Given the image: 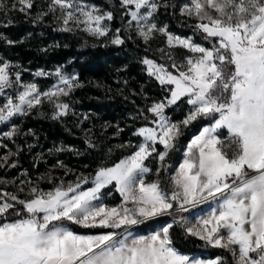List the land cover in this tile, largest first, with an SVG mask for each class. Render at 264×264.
Wrapping results in <instances>:
<instances>
[{
  "label": "snow or ice",
  "instance_id": "obj_1",
  "mask_svg": "<svg viewBox=\"0 0 264 264\" xmlns=\"http://www.w3.org/2000/svg\"><path fill=\"white\" fill-rule=\"evenodd\" d=\"M34 4L15 0L12 7L29 15ZM117 4L124 22L110 37L112 45L125 44L122 30L134 31L145 45L164 38L167 50L160 51L172 61L170 68L148 57L140 63L166 95L152 102L150 117L141 113L146 123L132 133L137 143L128 142L134 150L111 166L98 167L91 179L81 174L66 185L52 177L47 190L40 186L43 177L34 184L29 180V195L23 198L0 192V264H264V0H187L179 6L180 16L196 21L191 27L209 46L158 24L166 3ZM47 7L36 19L52 13L60 22L58 31H81L96 39L112 32L114 13L95 4L50 0ZM177 49L191 55L177 62ZM22 71L0 57V125L45 101L54 107L52 119L69 114L70 105L61 97L83 87L77 75L60 68L51 74L37 71L38 77H56L42 91L34 82H23ZM181 108H186L183 119L174 121L167 114ZM202 121L207 123L172 169L168 160L179 150L184 130ZM16 135L13 124L0 138ZM57 164L63 167L62 161ZM170 170L165 184L162 178ZM149 174L156 179H148ZM116 195L119 201L109 203ZM164 218L171 219L161 231L136 234ZM176 228L184 239L201 241L198 247L227 255L201 259L185 254L175 245Z\"/></svg>",
  "mask_w": 264,
  "mask_h": 264
},
{
  "label": "rangeland",
  "instance_id": "obj_2",
  "mask_svg": "<svg viewBox=\"0 0 264 264\" xmlns=\"http://www.w3.org/2000/svg\"><path fill=\"white\" fill-rule=\"evenodd\" d=\"M84 2L88 4H95L97 7L101 8L104 11H112L113 13L115 9H118L119 11H121V13L123 11V9L118 6L117 0H84ZM158 2L161 4L166 3L168 5L167 9L161 8L160 12L158 13V24L167 25L169 31L174 35L182 37H192L195 42L205 44V46H209L201 39L199 34L194 32V29L191 27L193 23H196L195 20L187 19V26H180L181 24L176 25L174 23V16H180L179 6H182V4L187 2V0H158ZM14 3L15 0H0V35L6 38L0 39V57L8 60L14 65L18 64L21 69L25 70L21 73L22 81L34 82L42 91H46L51 88L56 83V77L54 75L38 77L34 75V73H36L37 71L42 70L46 73L51 74L54 73L57 68H60L63 73L67 75L75 74L79 77L80 80V72L78 68L74 66L76 63L75 58H68L62 64H57L55 62L50 64L44 62L33 64L28 62H19L17 58L9 54V49L11 47H14L15 43H7V40L13 41V37L6 35L4 31H6V29L8 28L14 29L15 27H18V23L14 20L12 21L11 17L9 16V11H17L12 7ZM49 3L50 0H45L44 5L42 6L34 4V8L31 10L29 15L20 13L22 17H24V19L22 20L23 23H26L23 31L24 36L21 38V41H26L27 39L30 40L34 38L40 39V41L38 42L40 44V46L38 47V51L44 55L57 51L60 46H62V43L48 37L43 30H38V32L36 33L35 29H33L27 21L29 20L35 25L38 23H49L50 26L59 24L60 27V22L54 18L52 13H48L47 16H44L42 21L36 19L38 13L48 12L47 5ZM170 19H174V21H172L171 23ZM18 20H21V18H19ZM113 22L115 23V20L111 22L112 32L109 33V37H103L100 39H96L91 36L89 37L95 40H101L103 41L102 45H106L113 49L111 50V52L108 51L109 53H111V55L103 59L102 63H117L119 65V69H122L121 71L123 72L127 71V63H136V65H138L140 70L142 71V74L146 77V83H137V80L133 79L134 84H132L131 86L133 89V92H131L132 96L127 97L129 99L131 98L130 101L128 100L129 103H127V105H130L132 109L129 108L128 111L126 110L124 114L125 118L123 121H120L117 118H106L105 115H99L94 110L81 109L77 102L78 96L72 97L71 94L69 97H61L62 100L70 105V112L67 116L61 117L57 120L52 119L54 107L46 101L41 107L33 109L28 114L32 115V119H34L33 121H35V123L41 120L48 121L49 123L61 121L62 125L67 127L66 131L70 132L72 137L74 136L73 138L78 141L73 145H69L67 142L61 141V139H58V141H56L55 143L52 142L46 146L43 145L38 135L34 134V132L31 130V126L29 124H26L28 115L22 117H14L13 120L8 123V125H0V137H2L3 132L9 131L13 124L18 128V135L13 137L12 140H8L7 138H0V165H3L2 167H0V192L14 193L23 198L29 195V186L27 185V181L29 180L34 184L39 178L43 177L44 181L40 186L47 190L51 186L50 181L52 177H57L59 179L65 180L66 185L67 182L76 180L77 177L81 174L91 179V176L92 174H94L95 170L98 167L106 164L105 160H99L92 167H90L88 164L80 163V160L86 159L88 154L91 152H100V147H102L100 144H102L103 142H105L108 151L111 150L109 151V153L112 154L115 151H121L122 158L130 154L134 150V148L129 147L128 142L131 141L133 145L137 143L138 138L133 136L132 133L136 128L143 126L146 123L141 113H143V115H146L144 113L145 107L149 108L153 101L162 100L166 93L161 90V86L157 81L154 80V78H151L146 74L144 65L140 63V61L144 57L150 58L146 55V52L132 53L130 52V49L128 47H125L126 43L122 46H115L110 43V37L116 30V28H114L115 26ZM123 22L122 20H119L118 22L121 29ZM65 33L67 34L63 36L65 38L67 37V39H64V48L71 47L70 45L77 41L76 35L80 36L82 34H85L81 31ZM124 34H126L127 36H135L136 40H140L142 43H144L136 36L134 31L131 33H127L122 30L121 35L123 38ZM145 46L147 47V51L157 54L160 58V61H157L153 58L150 59L155 60L158 64H163L166 67L170 68L172 61L167 59L160 51V49H166V44L163 37L157 36L156 39L151 41L149 45ZM180 50L185 52H180ZM185 55L191 54L187 53V51L183 49H177L173 51V56L177 62L181 61ZM79 63L85 65L86 59L80 60ZM94 82L98 86H107L106 84H101L97 80H94ZM116 85L117 87H120V84L116 83ZM136 89H139L141 92L139 91L140 93L136 94ZM7 91L9 93H12V90ZM134 95H138V97L141 98L140 104L134 102ZM2 102L3 97H0V103ZM185 111L186 108L176 109L175 111L169 109L167 111V114L171 117L172 120L176 121L183 119ZM85 116H87L88 118L84 119ZM150 116L151 114L149 115V117ZM118 129H123V131H118ZM200 129L201 127L195 132L194 129L191 128L190 139L194 135L198 134ZM86 141H90L91 143L95 144L96 147L90 148ZM186 144L183 147L179 146V150L171 154L168 163L171 165L172 169L178 167L179 163L181 162ZM30 145L31 147H29ZM57 148H63L65 150L57 152ZM5 157H7L6 161ZM57 161H62L63 167L59 166L57 164ZM12 165L15 166L12 167ZM150 167L155 169L156 163L153 162L152 164H150ZM171 174L173 173L170 170L169 173L162 178V180L167 181V176ZM148 179L154 180L156 179V177L153 174H149ZM21 188H24L23 192L20 191ZM118 201V195L115 196V199H113L112 197L108 198L109 203H117ZM162 227L157 229L155 232L161 231ZM76 230L82 231L80 229ZM151 233L153 232L143 234L138 230L136 234L138 236H148ZM190 256H195L201 259H212L208 257L203 258L198 254Z\"/></svg>",
  "mask_w": 264,
  "mask_h": 264
},
{
  "label": "trees",
  "instance_id": "obj_3",
  "mask_svg": "<svg viewBox=\"0 0 264 264\" xmlns=\"http://www.w3.org/2000/svg\"><path fill=\"white\" fill-rule=\"evenodd\" d=\"M45 0H35V4L37 5H44ZM103 2V1H101ZM115 15V23L114 28H120L118 22L122 20L121 11L118 9L114 10ZM9 16L11 20L16 21L18 23V27L14 29H6L5 34L8 36L13 37V42L15 43L14 47L9 49V54L14 56L19 60V62H28V63H57L62 64L68 58H75L76 66L80 72V82L83 87H79L77 90L72 92V97H77V102L81 109L83 110H94L99 115H105L106 118L118 119L123 121L125 116L126 110L128 111L129 108L132 107L127 105L128 100L130 101L131 98H127L132 96L133 89L132 84L133 79L137 80V83H146V77L142 74L139 66L136 63H127V71L123 72L122 69H119V65L117 63L106 64L102 63V60L109 57L111 55L112 48L102 45L103 41L95 40L85 34L80 36L76 35L77 41L72 43L69 48H64V39L63 35L67 33L58 31L56 29L59 28L58 25H51L49 23L43 24L38 23L34 24L31 21H27L35 32L37 33L38 30H43L48 37L55 41H60L62 46L57 51L53 53H48L44 55L38 51V47L40 44L38 43L40 39H27L26 41H21V38L24 36V26L26 23H23L24 17L18 11H9ZM21 18V20H18ZM175 24H181L180 26H187L188 22L187 19L181 16H174ZM174 19H170V22L174 21ZM123 22V20H122ZM193 23V22H191ZM194 24V23H193ZM9 30V31H8ZM126 34H124L125 38V47L130 49L132 53H144L150 58H153L157 61H160V58L157 54L152 53L146 50V46L140 40H136L135 36H131V39L128 38ZM64 46V47H63ZM109 51V52H108ZM180 52H185L180 50ZM86 64H80V60H85ZM94 80L99 81L101 84H106L107 86H98ZM117 84H120V87H117ZM136 94H139L141 91L136 89ZM140 91V92H139ZM137 104L141 103V98L138 95H134ZM145 107L144 113L146 115H150L147 112ZM32 115H28L26 119V124L30 125L31 130L34 134L38 135L43 145H48L50 143H55L58 139L61 141L67 142L69 145H73L78 141L72 137L70 132L66 131V126L62 125L61 121H55L53 123H49L48 121L41 120L33 121ZM207 122H197L194 125L190 126L188 129L184 130L183 136L180 138L179 146L183 147L187 141L190 140L191 133L190 129L193 128L196 132L200 127L204 126ZM69 133V134H68ZM100 152H91L88 154L86 159L80 160V163L88 164L90 167L95 165L96 162L99 160H105L103 166H111L113 162H117L119 159H122V152L115 151L112 154L109 153L105 142L100 144ZM166 184L167 181L163 180ZM171 218H164L159 222H153L150 227H142L139 231L143 234H147L149 232H155L160 227L164 226L166 221H170ZM78 231V230H77ZM174 239L175 245L178 249L188 255H195L198 254L201 257L205 258H214L217 255H227L222 252V250L218 249H205L204 247H198L201 245V241L194 240L192 238L184 239L182 230L179 228L175 229L174 232ZM230 259V257H229Z\"/></svg>",
  "mask_w": 264,
  "mask_h": 264
}]
</instances>
